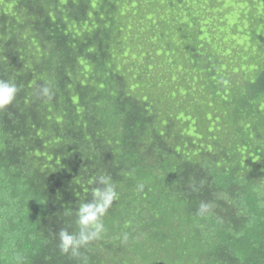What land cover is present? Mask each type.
<instances>
[{
  "label": "trees",
  "instance_id": "16d2710c",
  "mask_svg": "<svg viewBox=\"0 0 264 264\" xmlns=\"http://www.w3.org/2000/svg\"><path fill=\"white\" fill-rule=\"evenodd\" d=\"M228 1L0 0V264H87L58 234L100 175L97 263L264 264V0Z\"/></svg>",
  "mask_w": 264,
  "mask_h": 264
},
{
  "label": "clouds",
  "instance_id": "9594fccd",
  "mask_svg": "<svg viewBox=\"0 0 264 264\" xmlns=\"http://www.w3.org/2000/svg\"><path fill=\"white\" fill-rule=\"evenodd\" d=\"M17 93L18 86L15 82L0 79V110H4L12 105L16 99ZM37 94L40 97L51 99L53 92L49 86H43L39 89ZM96 182L101 185V187L93 189L92 199L80 203L76 210V225L78 231L69 232L66 229H62L58 234V247L61 253L70 254L72 257H78L81 259L82 263L85 259L87 264H99L96 262V254H91L89 257H86L89 250L87 245L101 238L102 233L105 231L102 218L118 199L116 186L112 182L110 176L100 175ZM209 208L210 205L202 202L199 206L198 214L204 215L209 211ZM22 245L24 244L22 243ZM13 248L8 256H4L7 264H26L24 254L21 253L16 246ZM30 251V249L26 250L27 256L31 254ZM119 258H126V260L120 264H138L137 259L132 253H125L122 250H118L112 259L113 264H118L115 263V260Z\"/></svg>",
  "mask_w": 264,
  "mask_h": 264
},
{
  "label": "rangeland",
  "instance_id": "374dc122",
  "mask_svg": "<svg viewBox=\"0 0 264 264\" xmlns=\"http://www.w3.org/2000/svg\"><path fill=\"white\" fill-rule=\"evenodd\" d=\"M228 2H233V3H235V2H237V0H229Z\"/></svg>",
  "mask_w": 264,
  "mask_h": 264
}]
</instances>
